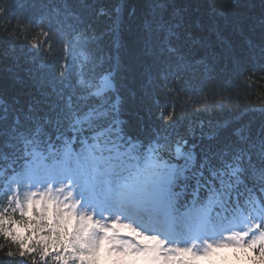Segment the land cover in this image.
<instances>
[{
  "label": "snow or ice",
  "instance_id": "obj_1",
  "mask_svg": "<svg viewBox=\"0 0 264 264\" xmlns=\"http://www.w3.org/2000/svg\"><path fill=\"white\" fill-rule=\"evenodd\" d=\"M44 6L43 40L31 47L44 61L55 41L60 54L41 63L42 78L27 70L38 95L0 102V161L9 162L0 167V251L8 258L0 264H196L227 248L264 264V106L256 132L225 119L207 130L201 123L197 137L170 133L175 109L164 105L161 127L147 143L133 141L120 119L119 52L96 51L77 5ZM200 6L209 16L219 11L216 0ZM148 7L145 32L160 47H147L159 63L146 79L154 74L167 89L170 78L184 79L172 43L181 21L167 15L169 0ZM236 218L244 227L217 242L185 240L192 219L205 231Z\"/></svg>",
  "mask_w": 264,
  "mask_h": 264
},
{
  "label": "trees",
  "instance_id": "obj_2",
  "mask_svg": "<svg viewBox=\"0 0 264 264\" xmlns=\"http://www.w3.org/2000/svg\"><path fill=\"white\" fill-rule=\"evenodd\" d=\"M65 2L77 5L75 11L94 36L98 53L107 57L119 52L120 119L133 141L147 143L161 127L158 109L164 105L168 112L175 109L176 122L168 128L173 134L192 130L198 137L201 123L207 130L209 123L225 119L259 130L258 109L264 106V0H216L219 11L211 16L200 6L203 0H169L173 7L167 15L181 21L172 43L184 58L185 71L182 81L170 78L167 89L154 74L151 83L146 79L159 63L147 47H160L159 39L145 32L154 16L150 0H87V8L79 6L84 0H0V102L23 105L38 95L27 70L42 78L41 63L55 59L60 45L54 41L53 56L41 61L31 47L43 40L37 23L48 12L45 4ZM8 163L0 161V167ZM3 177L0 172V182ZM7 259L0 251V261Z\"/></svg>",
  "mask_w": 264,
  "mask_h": 264
},
{
  "label": "rangeland",
  "instance_id": "obj_3",
  "mask_svg": "<svg viewBox=\"0 0 264 264\" xmlns=\"http://www.w3.org/2000/svg\"><path fill=\"white\" fill-rule=\"evenodd\" d=\"M242 218L225 220V224L218 227V229L209 228L205 231H196L193 233L191 230L185 234V240L189 243L193 237L207 236L208 242H217L222 238H226L233 232L240 230L244 227L241 222ZM226 225V226H225ZM192 226V225H191ZM228 227V228H227ZM223 234L221 237L220 234ZM205 234V235H204ZM197 245H200V240H197ZM176 246V245H173ZM183 246V245H181ZM196 264H258L255 254L248 255L243 250L235 248L218 249L210 257L200 258Z\"/></svg>",
  "mask_w": 264,
  "mask_h": 264
}]
</instances>
